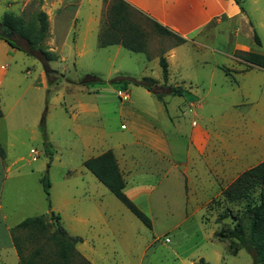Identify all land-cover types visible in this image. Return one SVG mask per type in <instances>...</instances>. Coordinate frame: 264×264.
Here are the masks:
<instances>
[{
  "label": "rangeland",
  "instance_id": "obj_1",
  "mask_svg": "<svg viewBox=\"0 0 264 264\" xmlns=\"http://www.w3.org/2000/svg\"><path fill=\"white\" fill-rule=\"evenodd\" d=\"M241 1L245 8L242 18L217 25L211 22L194 40L182 43L160 34L151 21L134 12V21L145 32L147 50L132 52L123 46L99 45L100 21L107 16L110 0H90L83 5L82 17L64 45V35L59 36V57L49 62L56 72L47 76L48 87L38 79L40 71L46 73L39 58L17 48V58L7 63L0 106L7 110L21 96L16 109H27L30 116L40 108L45 112L47 143L39 125L33 132L16 133L26 139L28 160L35 156L31 149L37 150L34 163L48 174L51 203L60 224L69 232L81 231L89 237L102 233L89 244L76 246L92 264H192L201 258L196 264H254L250 251L231 254L228 243L215 238L217 212L206 207L212 197L219 201L221 189L245 169L264 159V68L249 67L238 56L239 52L264 53V0ZM18 7L0 0V20L5 12L19 14ZM20 43L27 48L24 40ZM237 44L240 48L229 51ZM160 56L169 61V83L191 86L193 98L167 95L162 101L130 80L123 87L130 78L149 77L162 84ZM223 67L230 69L229 74ZM119 92L129 94L135 108L133 117L119 111ZM124 103L128 105V101ZM82 105L88 110L83 111ZM134 126L146 131L153 126L166 128L171 160L179 164L155 192L151 215L145 212L152 220L151 228L83 166V160L108 149L121 158L123 143H128L127 151L149 153L147 147L129 143L135 139ZM196 126L210 132L197 136L198 143H205L203 152L191 141ZM137 135L146 141L145 134ZM171 165L167 162L164 168ZM146 168L144 165L138 173ZM183 168L188 169L186 173ZM211 174L217 175V181ZM36 199L32 216L50 212L44 188ZM96 205L113 210L110 221L117 215L132 227L126 226L122 235L119 230L105 228L93 209ZM76 216L86 221L77 223Z\"/></svg>",
  "mask_w": 264,
  "mask_h": 264
},
{
  "label": "crops",
  "instance_id": "obj_2",
  "mask_svg": "<svg viewBox=\"0 0 264 264\" xmlns=\"http://www.w3.org/2000/svg\"><path fill=\"white\" fill-rule=\"evenodd\" d=\"M126 1L162 25L170 28L181 37L190 41L194 40L193 38L195 35L200 34L211 22H215L217 25L223 20L232 21L235 18H242L244 16V12L235 0ZM6 2L9 7L13 6V4L19 6V14L15 13L17 15L28 16L36 10H43L47 13L49 20V36L46 40V45L59 57V54L56 52L59 49V36L64 35V45L71 30L77 27L78 20L82 17L83 5H85L86 2L89 3L90 0H6ZM87 18L89 21L91 20V13L88 14ZM232 47L229 51H235L236 48H240L238 44ZM18 52V49L12 46L6 39L0 38V85H2L8 72L7 63L16 59ZM39 75L38 79H40L43 87H48L46 73L40 71ZM38 88H41V86ZM20 97L15 99V101L8 106L7 110H4L0 106L3 112V115L0 117V264H20L19 255L11 235V228L23 219L32 216L31 213L35 211V206H37V194L39 198V193L43 188L41 182L44 176L43 167L40 164L37 165L34 163L38 155L37 150L31 149V152L34 153L35 156L32 157V160H28L24 151L26 139L21 138L16 132L21 130L27 131V129L33 132L38 125L40 126L41 119L43 115H45V112L40 108L30 116L27 109H16ZM186 97L191 99L193 95L189 93ZM119 98L121 102V105L118 106L119 111L121 110L122 113H125L129 117H133L135 108L131 106L129 97L123 99L119 96ZM126 101H128V105H125L124 102ZM98 103L101 104V102ZM82 107L83 111L88 110L86 105H82ZM93 107L95 110L99 109V105H94ZM128 107L129 109L125 110ZM125 126L126 125L123 123L122 127ZM133 131L135 139L129 143L138 146V148L139 146H145L149 153L144 155L143 152L135 149L127 151L128 143H123L120 146L125 150H122L121 158L118 157L113 149L111 150H113L116 156L120 171L126 181L124 192L141 210L151 215V205L153 202H156V199L153 198L155 192H158V187L164 183L165 178L168 176L169 172L172 171L171 168L174 167L177 171L179 164L177 161L173 160L172 162L171 160L170 155H173L168 150L169 144L166 128L164 130L162 127L153 126L152 129L146 131L145 129H140L138 126H134ZM207 132L209 131L199 126H196L192 130L193 134L191 136V141L199 152H203L206 146L205 143L202 144L197 142V136L202 133L208 135ZM139 133L145 134L146 141H142L138 137L137 134ZM21 147H23L22 150ZM167 162L173 163L168 170L164 168ZM144 165L147 166L146 171L138 173V170ZM187 170V168H183L185 173ZM211 170L212 168H210V171ZM144 177H147V179H144ZM215 177L217 179V175ZM215 177H213L212 174L210 176L211 179L217 181ZM142 178L143 181L141 180ZM130 179H132V181ZM222 190L223 189H221V192ZM213 198L214 197L207 201L206 207ZM51 209L53 210V207H51ZM93 209L97 212L96 216L102 218L101 223L105 228L111 227L119 230L118 233L122 235V230L126 228V226L127 229L132 227H128L129 225L127 224L129 223L123 222L117 215L114 218L115 221H110V218L114 214H111L113 210L108 206L96 205ZM47 213H51V211ZM125 215L128 216L127 214ZM75 219L77 223L86 221V219L81 216H76ZM69 234L81 237L82 241L79 243L87 245L90 243V240L100 236L102 233L97 231L90 237L81 231L69 232ZM128 234L129 233H127V235ZM166 240H168V238H166ZM200 260H202V258ZM199 261L193 260L192 264H196ZM204 263L206 264L205 261Z\"/></svg>",
  "mask_w": 264,
  "mask_h": 264
},
{
  "label": "trees",
  "instance_id": "obj_3",
  "mask_svg": "<svg viewBox=\"0 0 264 264\" xmlns=\"http://www.w3.org/2000/svg\"><path fill=\"white\" fill-rule=\"evenodd\" d=\"M235 1L240 5L241 10L245 11L242 1ZM134 12L142 14L151 21L160 34L174 36L179 43L186 41L185 38L135 8L126 0H110L107 16L100 23L99 45L101 47L121 45L132 52H146V35L139 24L134 21ZM3 30L14 32L16 39L7 38ZM48 36L49 20L47 13L43 10L34 11L28 18L9 11L5 12L0 20V38L6 39L12 46L39 58L44 64L47 76L50 77L51 73L56 71L50 67L49 62L58 56L46 45ZM21 40L26 42L27 48L22 46ZM255 42L261 44L256 33ZM238 56L249 67L264 68V53L262 52H239ZM159 63L162 68V84H158L157 80L149 77L140 80L130 78L124 81L123 87L125 88L130 80L137 85L144 86L162 101L167 95L186 96L191 93V86L169 83V61L165 56H160ZM223 69L229 74V68L223 67ZM88 78L97 80L94 76L88 75ZM113 82L119 83L117 80ZM2 115L0 107V117ZM40 128L44 142L47 143L45 115L41 119ZM83 164L136 217L148 227H152L151 218L124 192L126 181L113 150L108 149L98 156L87 158ZM41 182L51 213L27 217L11 228L20 264H92L77 250L76 246L82 238L69 234L60 224V216L51 209V183L47 173L44 174ZM221 196L219 201L212 200L207 206L208 210L217 212L215 221L219 228L214 232L215 238L226 241L231 254H237L240 250L246 249L252 253L254 264H264V160L245 169L222 190ZM227 219L231 221L228 222ZM54 220H57L58 224ZM51 227L54 228L52 231ZM34 242L37 245L32 248L30 244Z\"/></svg>",
  "mask_w": 264,
  "mask_h": 264
},
{
  "label": "water",
  "instance_id": "obj_4",
  "mask_svg": "<svg viewBox=\"0 0 264 264\" xmlns=\"http://www.w3.org/2000/svg\"><path fill=\"white\" fill-rule=\"evenodd\" d=\"M3 33H4V35L7 37V38H9V39H12V40H15L16 39V34L14 33V32H8V31H6V30H3ZM54 222L56 223V224H58V222H57V220H54Z\"/></svg>",
  "mask_w": 264,
  "mask_h": 264
},
{
  "label": "built area",
  "instance_id": "obj_5",
  "mask_svg": "<svg viewBox=\"0 0 264 264\" xmlns=\"http://www.w3.org/2000/svg\"><path fill=\"white\" fill-rule=\"evenodd\" d=\"M121 98L127 99L129 97L128 93L119 92Z\"/></svg>",
  "mask_w": 264,
  "mask_h": 264
}]
</instances>
